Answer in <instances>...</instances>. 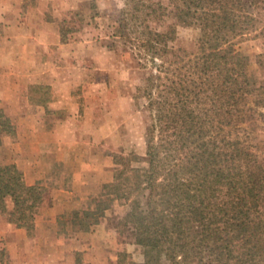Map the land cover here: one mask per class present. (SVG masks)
<instances>
[{"label":"trees","instance_id":"16d2710c","mask_svg":"<svg viewBox=\"0 0 264 264\" xmlns=\"http://www.w3.org/2000/svg\"><path fill=\"white\" fill-rule=\"evenodd\" d=\"M123 1L112 37L147 71L137 88L151 120L146 166L116 155L113 181L73 213V226L89 232L118 202L126 208L118 228L142 249L143 264H264V147L254 135L264 85L236 49L264 36V0H169L178 24L200 31L195 50L175 44L176 27L162 29L161 1ZM15 131L0 109V145ZM9 199L11 222L33 228L44 189L0 163V210Z\"/></svg>","mask_w":264,"mask_h":264},{"label":"rangeland","instance_id":"374dc122","mask_svg":"<svg viewBox=\"0 0 264 264\" xmlns=\"http://www.w3.org/2000/svg\"><path fill=\"white\" fill-rule=\"evenodd\" d=\"M11 1L20 8L22 18H29L26 27L32 35L40 31L60 35L61 44L57 47L38 50L33 42L29 43L35 52L23 62L34 64L52 58L57 69L47 71L45 79L70 83L67 102L73 119L70 132H56L59 120L64 118L62 110H47L45 114L37 111L39 106L49 108L58 97L53 87L31 81L28 74H35V70H0V109L16 129L14 134L1 137L0 163L16 164L28 185L39 184L44 189L33 228H18L11 222L15 210L11 199L6 211L0 210V264H76L77 253L86 264H143L142 249L118 228L126 209L120 203L93 227V232H79L73 226V213L88 210L90 198L113 181L116 155H134L137 159L133 166H146V130L151 120L137 88L143 84L147 71L139 67L130 48L112 37L124 1ZM158 1L169 12L162 29L176 27L175 44L195 50L200 31L180 26L169 0ZM0 34L9 36L3 23ZM113 42L116 45L111 47ZM236 43V49L249 58L251 77L258 85H264V36L252 35ZM13 82L19 85L18 89L9 88ZM28 111H35V118L23 119ZM261 112L264 114V107ZM257 122L254 135L264 147V118ZM37 175L41 178L34 182ZM67 189L71 194L63 192ZM53 205L63 211L54 225V214L49 211Z\"/></svg>","mask_w":264,"mask_h":264},{"label":"crops","instance_id":"0c3cea01","mask_svg":"<svg viewBox=\"0 0 264 264\" xmlns=\"http://www.w3.org/2000/svg\"><path fill=\"white\" fill-rule=\"evenodd\" d=\"M11 0H0V23H3L5 34H8L9 36L3 37L0 34V70L1 71H18V70H35V74L30 75L28 74L29 79L32 81L34 80L36 84L44 85V86H51L53 87V90H55L58 94V97L56 99H53V101L49 104V108L39 106L37 109L39 114H44L47 112V110H50V112H58L62 110V113L64 114V118L59 120L57 124L56 132H70L69 126L72 122V112L70 111V108L68 106L69 102H67V99L70 95V83L65 82V84L61 83L60 80L50 79L46 80L45 76L47 75V71L49 70H56L57 64H55L50 58L49 60H46L45 62H33L25 63L23 62L24 59H27V57H30L32 53L35 52L30 50L31 46L29 43H34L35 46L38 48V50H43L45 48L49 49L51 46H59L61 43L60 41V35L56 32L47 33L45 35L43 32H38L37 35H32L29 31H27V24L29 23V18H22L18 11H20V8H16L12 5ZM20 18V19H19ZM17 34L16 36H11L10 34ZM5 44V45H4ZM12 45L11 47H8V45ZM13 45L16 46L18 49H14ZM34 46V49L36 47ZM16 50V52L14 51ZM5 61L11 62V64L7 65L5 64ZM2 72V73H3ZM17 72H14L13 75H17ZM1 76V75H0ZM12 76V73L9 75L8 78ZM31 76V77H30ZM37 76V77H36ZM38 76H41L39 78ZM38 79V80H37ZM29 81V80H28ZM27 81V82H28ZM10 84V83H8ZM12 87H9L10 89L13 88L14 90L19 88V85L15 82L11 83ZM12 98L16 100L15 98V92L12 94ZM47 108V109H46ZM41 110V111H40ZM35 115V111H28L25 112L22 115L23 119H33ZM28 174V173H27ZM28 176V175H26ZM40 176L37 175V177L34 178V182L37 180H40ZM34 184V183H31ZM65 194H71L69 190L67 189ZM68 196V195H67ZM49 211L53 212L54 214V220L51 222L52 225L56 224L58 220V216L63 212L59 210V207L57 205H53L49 207ZM56 222V223H55ZM97 226V225H96ZM94 228L91 229L93 232ZM89 233H87L88 235ZM113 248H116L113 246ZM78 250V249H77Z\"/></svg>","mask_w":264,"mask_h":264}]
</instances>
